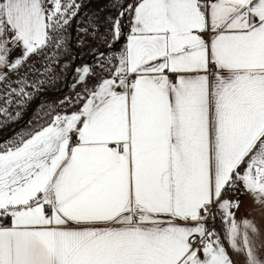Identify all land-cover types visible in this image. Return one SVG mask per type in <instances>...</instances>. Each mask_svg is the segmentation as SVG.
<instances>
[{
  "label": "snow or ice",
  "instance_id": "snow-or-ice-1",
  "mask_svg": "<svg viewBox=\"0 0 264 264\" xmlns=\"http://www.w3.org/2000/svg\"><path fill=\"white\" fill-rule=\"evenodd\" d=\"M112 3L124 43L100 73L74 69L79 106L0 151V264H233L214 208L244 264H264L225 195L264 213V0ZM79 8L0 0V79L61 48Z\"/></svg>",
  "mask_w": 264,
  "mask_h": 264
},
{
  "label": "rangeland",
  "instance_id": "rangeland-1",
  "mask_svg": "<svg viewBox=\"0 0 264 264\" xmlns=\"http://www.w3.org/2000/svg\"><path fill=\"white\" fill-rule=\"evenodd\" d=\"M87 1L88 0H75V3L80 6V10ZM120 2L124 3V0H120ZM129 2H131V0H129ZM87 10V17L83 19L82 23L85 24V22H88V24L92 25L90 28L88 25H80L78 29V41L74 39L75 47L76 45L78 46V44L83 46L85 55H83L82 61H86L81 67L76 65V68H82L87 65L95 72L100 73L101 62L107 60L110 56L118 54L120 49L123 38L121 37L120 41L112 43L110 34L112 25L107 21L109 18H116L122 9L113 7L112 0H93ZM72 20L73 17H70L69 25H66L64 28V30L69 28V34ZM126 23V20L120 19L122 30ZM64 30L63 38H66ZM85 34L87 35V39L84 38L83 42L81 39H83ZM110 44L111 48L109 47ZM56 49L57 47L52 44L51 46L46 47L38 55L34 54L30 56V58L18 70L7 71L6 76L0 82V137L11 131L20 121L23 114L29 109L32 102L42 92H45L43 87H41L42 82H47L52 79L48 73L47 75L44 74L45 68H50L52 63H57L54 55ZM105 50H107L108 53ZM70 52L72 56H74L75 51L73 48L70 49ZM100 53H104V57H100ZM62 61L63 60H59V63ZM68 76L69 74L66 76L60 75L58 78L59 86L53 91L62 89ZM77 76L78 73L74 71L69 78V83H76ZM25 82L29 86L25 87ZM89 83L91 84V81H89ZM21 87H24V91L28 93V95L21 96L18 94ZM81 91L82 86L77 84L72 93L66 97H63L62 99L48 100L42 103L39 106L40 108L38 112H34L36 114L31 126L34 127L40 125L42 121H46V119H49L50 116L53 117L56 113L66 114L74 111L75 108L79 106L77 102V94L81 93ZM12 138L0 144V151H3L5 147L11 146L14 142L19 141L22 138V135L15 140Z\"/></svg>",
  "mask_w": 264,
  "mask_h": 264
},
{
  "label": "crops",
  "instance_id": "crops-1",
  "mask_svg": "<svg viewBox=\"0 0 264 264\" xmlns=\"http://www.w3.org/2000/svg\"><path fill=\"white\" fill-rule=\"evenodd\" d=\"M128 32L127 23L125 25L124 33ZM124 43V38L122 39V43L120 49L122 48ZM119 49V50H120ZM119 52V51H118ZM7 71L4 72V77L6 76ZM3 77V78H4ZM3 79H0V82ZM239 203L238 208H232L231 212L233 214V218L240 226L241 230H243V222L245 220L252 223L256 228L257 232L252 233L249 229L250 238L253 239L254 243L257 245L258 255L261 258H264V213L261 212L260 208L256 206L253 198L244 193H238ZM215 219L218 223V228L216 234L219 236L220 242L223 247H225L227 254L230 259L233 261V264H244L245 256L244 254H237L232 249L227 240V228L229 226V222L222 216L218 209L214 208L213 210Z\"/></svg>",
  "mask_w": 264,
  "mask_h": 264
},
{
  "label": "trees",
  "instance_id": "trees-1",
  "mask_svg": "<svg viewBox=\"0 0 264 264\" xmlns=\"http://www.w3.org/2000/svg\"><path fill=\"white\" fill-rule=\"evenodd\" d=\"M87 11L85 12V14H83V16L80 17V19L77 22L76 33H75V40H77V41L79 38L78 37V35H79L78 29H79L80 25L83 24L82 23L83 19L85 17H87V14H88ZM83 25H88L90 28V26L92 24H88V22H85V24H83ZM64 31H65L66 38H63V46L61 48H57L54 52L55 60L57 61V63L51 64L50 68L52 69V71L50 73H48V75L52 79L48 80L47 82L43 81L41 84V87H43V90H45V91H53V90L58 88L59 76L60 75L66 76V75L70 74V71L72 69V65H73L75 59H76V65H79V67L84 65V63L86 61V60L82 61L83 55H85V51H84L83 46H80L79 44H78V46L76 45V47H75L76 48V54L74 53V56H72V54L70 52L71 47H70L69 28L65 29ZM84 38L87 39L86 34L83 36V39H81L83 42H84ZM59 60H63V61L59 63ZM7 71H9V70H7ZM42 77H44V76H42ZM39 108L40 107H38L36 109V112H38ZM35 114L36 113H34L32 115L31 119L28 121V123L25 125V127L22 129V131L12 138L13 140H15L16 138H18L21 135H22V137H25L27 133H30L34 130H38L42 126H46L47 123L52 119V116H50L49 119H46V121H42L40 125L32 127L31 124L33 123V118L35 117Z\"/></svg>",
  "mask_w": 264,
  "mask_h": 264
},
{
  "label": "water",
  "instance_id": "water-1",
  "mask_svg": "<svg viewBox=\"0 0 264 264\" xmlns=\"http://www.w3.org/2000/svg\"><path fill=\"white\" fill-rule=\"evenodd\" d=\"M92 2H93V0H88L85 3V5L78 11L77 16L74 17L73 20H72L71 29H70V47L74 49V51H75L74 53L75 54H76V49H75V46H74V39H75V32H76L77 22H78L79 18L88 9V7L92 4ZM124 29H125V26H124ZM124 29H123V32H124ZM105 51H107V50H105ZM107 53H108V51H107ZM75 68H76V59H75L73 65H72V69L70 71V74H69L68 78L65 81L64 87L62 89H60V90H57V91H45V92H42L32 102V104L30 105L29 109L23 114V116L21 117L20 121L14 126V128L11 131H9L8 133H5L3 136L0 137V144L5 142L6 140L12 138L17 133H19L25 127V125L30 120L31 116L34 114L36 109L42 103H44V102H46L48 100L63 98V97H66L67 95H69L70 93H72V91L74 90V87L78 84L77 81L74 84L73 83H69V78L73 74Z\"/></svg>",
  "mask_w": 264,
  "mask_h": 264
},
{
  "label": "built area",
  "instance_id": "built-area-1",
  "mask_svg": "<svg viewBox=\"0 0 264 264\" xmlns=\"http://www.w3.org/2000/svg\"><path fill=\"white\" fill-rule=\"evenodd\" d=\"M225 195L227 196L228 199H230V200L233 201V202H237V200H238V196H239L238 193H237L236 195H231V194H229V193H226ZM213 210H214V209H213ZM207 225H208V227H209L210 230H212V231H214V232L216 233L217 228H218V223H217V221H216L215 218H214V219L210 218V219L207 221Z\"/></svg>",
  "mask_w": 264,
  "mask_h": 264
}]
</instances>
